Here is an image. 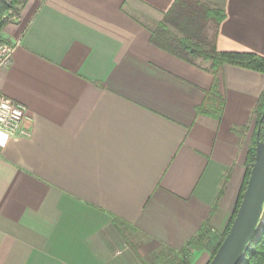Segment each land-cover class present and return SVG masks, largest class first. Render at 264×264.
<instances>
[{
    "label": "crops",
    "instance_id": "0c3cea01",
    "mask_svg": "<svg viewBox=\"0 0 264 264\" xmlns=\"http://www.w3.org/2000/svg\"><path fill=\"white\" fill-rule=\"evenodd\" d=\"M174 1L27 0L6 21L0 90L29 136L0 134V264H144L207 221L224 233L264 74L224 65L219 118L197 115L212 75L150 43ZM200 1L224 12L218 52L264 59V0Z\"/></svg>",
    "mask_w": 264,
    "mask_h": 264
},
{
    "label": "trees",
    "instance_id": "16d2710c",
    "mask_svg": "<svg viewBox=\"0 0 264 264\" xmlns=\"http://www.w3.org/2000/svg\"><path fill=\"white\" fill-rule=\"evenodd\" d=\"M27 0H0V33L7 24L2 19L6 12L13 11L18 17V7ZM225 15L221 9L210 6L200 0H175L170 9L164 14L159 22H149L150 43L160 50L176 57L177 59L197 67L213 77L211 89L205 92L203 103L196 107L197 115H205L219 118L223 108V98L219 93L221 82V70L224 65H232L249 69L264 74V59L251 53H222L216 50V36L220 23ZM0 43H7L0 35ZM264 91L254 110L256 126L253 132L251 147L248 149L245 159V172L243 181L238 192L236 204L229 219L224 233L220 237L218 245L212 252L210 259L215 255L220 243L228 233L233 223L243 192L246 187L250 168L254 159L255 141L258 137L262 140L264 136ZM258 133V135H257ZM240 135V134H238ZM262 219L264 221V212ZM114 227L122 233L121 226L126 224L119 220H113ZM210 228L209 222H205L196 237L191 238L186 246H194L203 249V245ZM258 233L239 261V264H264V222L259 225ZM182 251V250H181ZM173 264H188L183 259L174 260Z\"/></svg>",
    "mask_w": 264,
    "mask_h": 264
},
{
    "label": "water",
    "instance_id": "95a60500",
    "mask_svg": "<svg viewBox=\"0 0 264 264\" xmlns=\"http://www.w3.org/2000/svg\"><path fill=\"white\" fill-rule=\"evenodd\" d=\"M262 117H264V109ZM263 212L264 136L262 140L256 138L253 163L236 215L209 264H239L247 246L255 236Z\"/></svg>",
    "mask_w": 264,
    "mask_h": 264
},
{
    "label": "built area",
    "instance_id": "2783aa9c",
    "mask_svg": "<svg viewBox=\"0 0 264 264\" xmlns=\"http://www.w3.org/2000/svg\"><path fill=\"white\" fill-rule=\"evenodd\" d=\"M2 19L5 21H15L11 11L4 14ZM13 51L14 45L0 43V69L11 65ZM28 120L29 114L26 107L8 99L0 90V134L5 138L27 137L29 136V131L25 127V122ZM259 222L262 224L264 221L261 218ZM248 249H250V245L247 246L246 250Z\"/></svg>",
    "mask_w": 264,
    "mask_h": 264
},
{
    "label": "rangeland",
    "instance_id": "374dc122",
    "mask_svg": "<svg viewBox=\"0 0 264 264\" xmlns=\"http://www.w3.org/2000/svg\"><path fill=\"white\" fill-rule=\"evenodd\" d=\"M17 10H19V7L17 8ZM7 13L8 12H6L5 14ZM11 13H12V17L15 18L14 20H17L16 14H13L14 13L13 11H11ZM252 136L249 138V141L247 143L248 148H250L252 145L251 144ZM121 230L123 232L124 237L128 241V243L135 249L139 247L141 244H143L144 241H146V238L143 235L139 234L138 232L134 231L128 226L121 227ZM208 231H209L208 234L205 236L206 239L203 245V249L196 248L192 245L188 247L186 246L182 251H179L176 253L168 249H161V251L156 254H152V255H148L144 257V264H173L174 260L177 261L179 259H183L188 264H193V262L199 259V257L198 256L196 257L195 255V254H198V253H195L196 251L198 252L202 251L203 252L202 255L206 256L205 259L207 258L210 259L212 252L214 251L215 247L218 245L220 241L221 235L216 233L215 231H212L211 228H209ZM256 233H258V229L256 230Z\"/></svg>",
    "mask_w": 264,
    "mask_h": 264
}]
</instances>
